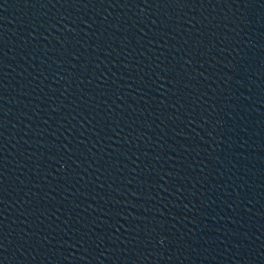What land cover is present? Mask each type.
Instances as JSON below:
<instances>
[{"label":"water","instance_id":"obj_1","mask_svg":"<svg viewBox=\"0 0 264 264\" xmlns=\"http://www.w3.org/2000/svg\"><path fill=\"white\" fill-rule=\"evenodd\" d=\"M0 264H264V0H0Z\"/></svg>","mask_w":264,"mask_h":264}]
</instances>
